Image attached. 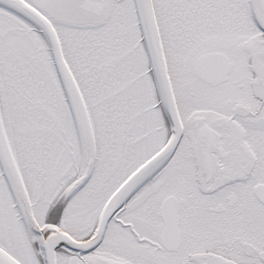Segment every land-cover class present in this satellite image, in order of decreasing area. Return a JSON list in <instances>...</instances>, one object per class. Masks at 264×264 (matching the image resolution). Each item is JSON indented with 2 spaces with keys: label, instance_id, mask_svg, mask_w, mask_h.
Segmentation results:
<instances>
[{
  "label": "snow or ice",
  "instance_id": "1",
  "mask_svg": "<svg viewBox=\"0 0 264 264\" xmlns=\"http://www.w3.org/2000/svg\"><path fill=\"white\" fill-rule=\"evenodd\" d=\"M0 264H264V0H0Z\"/></svg>",
  "mask_w": 264,
  "mask_h": 264
}]
</instances>
